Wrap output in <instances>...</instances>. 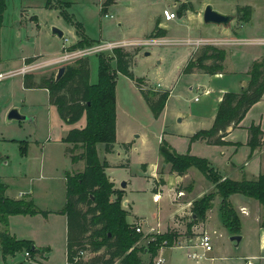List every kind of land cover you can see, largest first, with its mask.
Instances as JSON below:
<instances>
[{
    "label": "rangeland",
    "instance_id": "374dc122",
    "mask_svg": "<svg viewBox=\"0 0 264 264\" xmlns=\"http://www.w3.org/2000/svg\"><path fill=\"white\" fill-rule=\"evenodd\" d=\"M169 1L171 0H109L104 3L105 0H4L5 9L0 19V56L4 61L1 62L2 60H0V73L21 67L24 62L22 63L20 58L33 52L46 56L59 53L63 41L53 37L52 28L64 31V37L68 38L72 43H75L73 41L75 38L74 34L68 31L70 25L74 27L80 25V28L84 29L86 36L93 40L94 44L98 42H114L115 39L121 37L123 33L127 34L128 31H146L148 22H150L149 19L157 12L161 13L162 8ZM222 1L225 5H234V3L252 4L255 8V18L260 23H264V0ZM63 15L69 18L71 24L65 20ZM162 49L161 47L147 48L138 46L136 50L132 48L130 51L131 53L134 52L132 73L136 77L145 79L152 87H155L156 83L164 82L167 71L175 63L174 56L171 54H168L161 64L157 63L159 59H157L156 54ZM144 53H149V56H144ZM88 58L91 65V81L93 82L97 79V58L94 56ZM61 67L48 66L30 74L40 79L48 75H55ZM21 80L22 77L15 76L0 82V182L5 186L13 185L12 182H15L12 188L17 189L20 186L16 181H19V174L24 172L23 174H25L27 180L24 188L27 189L29 187V178L33 179L41 176L40 180L34 179V190L38 194L42 190H47L48 192L39 194L41 198L38 206L48 207L51 204L59 207L60 204L55 205V199L65 198L66 175L82 172L81 165L77 164L74 166L67 160L68 157L65 152L68 144H63L62 139L70 130L81 129L85 125V116L73 125L64 124L60 120L55 107L49 104L48 93L44 90L24 91L21 86ZM116 82L117 91H119L118 99L120 105L127 108L130 116L128 120H135L138 125H142L148 132V142H150L145 145L141 142V139L137 138L138 133L134 134L132 141L136 143L138 149L126 157V160H130L128 167L109 171V175L115 179L118 186H120L121 182H126L127 184L124 195L129 206L128 204L126 206L122 205V196L121 208L127 213V216L131 217L130 221L134 224V227L138 226L141 229L143 237L136 244L137 249H144L138 253L141 262L149 264L148 243L153 239L151 235L172 233L173 231L178 234V237L172 241L171 245L177 248L171 252V260H168L169 253L164 256L161 255L163 264L197 263L198 261L187 258L186 252L188 250L186 249L192 248L191 250H194V242L201 234L207 232L205 231L206 229L211 235L213 251L205 259L199 261L201 264H210V262L226 264L229 261L248 260L247 262H249V260L264 259V250L258 243L259 236L255 230L254 217L252 215L250 217L242 215L243 212L239 209V206L243 205V203L246 205L248 203L249 206L257 203L242 195H237L236 197L238 198H234V207L237 214H241L238 216L242 226L239 236L243 237L241 245L238 247H236L235 243L229 241L230 232L222 226L219 197L214 199L211 212L207 214V219H209L206 220V229L205 227L193 228L190 232H187V229L180 223L189 222L188 216L185 217L187 218L185 221L181 222L184 219L178 220L174 227L173 225H170L169 228L166 227L167 229L162 231L163 233L156 232V230L151 233L147 231L148 226L154 228L156 223L167 224L177 213L176 208L172 204L170 181L168 179L165 180L163 187L158 191L160 195L159 201H154V192H152L154 183L151 178H153L152 164H158V136H160V140L163 138L166 142L169 140H180L175 135L176 132H174V129L178 128V124H176V119L173 118H170L166 123L155 122L152 112L145 101H143L144 99L141 101V93L136 89L137 86L130 79L119 73H117ZM177 84L174 85L173 89L175 93L180 91V87ZM174 100L172 99L171 102H174ZM179 103L186 108L190 104L187 101H179ZM13 108H16L22 116H25L26 120L8 122L7 115ZM125 118L127 120V117ZM21 147H26L28 159L30 161L33 160L35 163L32 166V170L28 163H25L26 155H22ZM79 153V150L75 152V154ZM96 154L98 160L101 161L104 154L103 144L100 143L96 146ZM236 158L233 162L237 164L240 170L237 171L238 175L235 176V180H254L256 177V166L250 162L248 155L243 151ZM113 159L115 160V155L111 157V160ZM6 161H8L9 165L5 164ZM228 162L229 160L226 158L223 161L219 159V162H215L216 166L212 165V167L222 176L224 173L228 174ZM245 162L250 163L245 166ZM143 164H147V166L142 168ZM105 171L104 169V174ZM191 173L194 175L195 180L194 194L199 196L201 188L205 184V179L195 168H191ZM106 178L108 177L106 176ZM108 180L113 184L110 178ZM182 196H184V193L180 194L179 198L183 199L184 197ZM115 199L114 196L111 197V201ZM236 199L238 200L236 201ZM32 202L36 206L35 201L32 200ZM46 204L48 206H45ZM79 207L84 211L83 206ZM259 207L261 208L260 205ZM261 209L264 213V209ZM137 217L143 219V224L136 219ZM261 219L262 217L259 223ZM71 223L72 225L75 224L74 219H72ZM142 226L147 230H143ZM65 230L67 231V217ZM213 231H215L214 234ZM56 235H60L59 231ZM65 245L66 241L64 239L56 238L53 250L49 254L51 258L49 264H67ZM161 245L159 252L167 248L165 247L166 242H162ZM159 252L153 260L154 264H157L155 261L159 258ZM90 257H93V254L86 250L82 258L86 260ZM209 257H213V259ZM34 258L37 259V256H34ZM19 261H23V264H44L42 258L32 262L31 260H24V257L22 260L20 255L16 257L13 263Z\"/></svg>",
    "mask_w": 264,
    "mask_h": 264
},
{
    "label": "trees",
    "instance_id": "16d2710c",
    "mask_svg": "<svg viewBox=\"0 0 264 264\" xmlns=\"http://www.w3.org/2000/svg\"><path fill=\"white\" fill-rule=\"evenodd\" d=\"M109 0H105L107 3ZM189 4L182 3L177 9L178 15L188 9ZM4 0H0V19L4 11ZM237 19L248 23L251 19L250 7H239L236 11ZM69 23L71 21L63 15ZM82 28V27H81ZM80 25L76 26L78 42L71 49L91 46L94 42L88 40L81 33ZM159 30L156 26L149 37H158ZM193 56L182 70L185 74L194 70L208 75H216L222 72V63L225 59L223 50L213 47H203ZM98 82L89 84V60L80 58L72 65L64 66L63 77L56 81L54 75H48L35 81L32 74L23 76V88L42 89L48 93L49 104L54 106L60 120L66 125H73L85 116V125L82 129L70 130L64 139L66 155L72 164L84 162L82 172L74 175L67 174L66 179V203L59 214L67 217L66 263L67 264H143L138 256L144 249H137L136 244L143 235L136 233L133 225L127 224V213L121 208V191L113 189L104 174L108 167L106 161H99L96 154V146L105 145L110 152L115 144V120H116V72L134 82L140 91L147 107L156 119L164 109L169 92L154 91L147 88L144 80L132 74L131 66L133 54L122 48H116L112 53L98 54ZM29 58L26 62L32 61ZM115 61V70L111 68V62ZM249 81L245 89L239 93H225L220 101L218 112L210 129L198 131L189 138L191 143L202 141L213 146L231 145L224 140L229 128L235 129L246 113L264 95V58L254 61L249 69ZM247 146L252 153L264 145L262 132L258 126H251L247 130ZM236 147L240 146L235 145ZM130 144H125V151ZM22 155L26 154V147L20 148ZM79 150V154L75 152ZM159 153L165 163L170 165V171L183 175L189 168H195L211 184L214 192L207 193L191 205L189 223L186 224L187 232L192 226L202 223L206 219L207 212L212 207L213 200L218 196L221 199L220 213L222 226L227 228L232 236L240 235V221L238 215L230 203L233 195H242L258 202L264 208V173L259 174L255 180L234 181L221 177L206 159L190 155L177 154L170 146L163 143ZM6 186L0 182V216L4 223L11 216H31L42 214L32 201L26 199L11 200L4 196ZM91 196L93 199H91ZM115 197L111 201V197ZM79 206L84 207V211ZM72 219L75 224L72 225ZM264 229V216L259 223ZM148 237V236H147ZM152 241L148 243L149 264L157 256L162 242H166L167 248L172 247V241L178 237L176 232L154 234ZM33 243L25 240H16L9 232H0V250L2 261L7 258H15L17 254L27 252L33 262L37 258L48 253V249H32ZM89 250L93 257L84 260L82 254ZM104 251L102 254L101 252ZM34 258V259H33Z\"/></svg>",
    "mask_w": 264,
    "mask_h": 264
},
{
    "label": "crops",
    "instance_id": "0c3cea01",
    "mask_svg": "<svg viewBox=\"0 0 264 264\" xmlns=\"http://www.w3.org/2000/svg\"><path fill=\"white\" fill-rule=\"evenodd\" d=\"M182 3L189 4L191 7L188 6V9L184 10L182 15H178L177 9L182 5ZM208 4L212 5L214 10L232 16L234 20L229 24L228 27H223L221 25L215 26L212 24L204 23V20H202V13L204 8ZM239 7H250L251 20L248 23L241 22L239 19H237L236 11ZM165 8H170L173 11H175L177 14V19L174 21H164L162 17V11ZM162 11L161 13L157 12V14L153 15L149 19L150 22H148V27L146 31L143 30L138 32H136L135 30H133L132 32L128 31L127 34L123 33L121 37L115 39L114 41L123 44L124 50L131 53L130 51L132 50V48L136 50L138 44L141 43L142 40L148 39L149 35L157 26L160 32H159V36L155 38L160 39L164 43L163 45L158 46L163 49L160 52H157L156 54L157 59H159L157 63L161 64L164 61V58L168 54L173 55L175 59V63L172 65V68H170L167 71V76H165L166 78H164V82L156 83L155 87L154 86L152 87L151 84L147 83L145 79L141 78L144 80V84L147 86V88L149 89L151 88L152 90L159 92H169V96L164 105V109L162 113L158 118L156 119L154 118V120L155 122L158 121L161 123L164 122L166 123L170 118L176 119V124H178V128L174 129L175 130L174 132H176L175 135L180 139L176 141L169 140L168 142L164 141L163 138H161L160 140V136H158L157 139L159 146L158 154H157L158 164L157 163L152 164L153 178H151L154 183L152 189V192H154L153 200L156 195H159L158 191H160V189L163 187L165 180L168 179L172 187L171 188L172 204L176 208L177 213L165 225H162L161 223H156L154 228L148 226L147 227L148 230L144 229L142 226L143 230H147L150 233L154 230L160 233L166 230L167 228H169L170 225H173L174 227L176 222L180 219H184L181 220V222L185 221L187 219L185 217L188 216L190 217L191 215L190 209L192 203L203 197L205 194L214 192L215 190L214 189L215 186L211 184L206 178H204L205 184L202 186L200 191L201 193L199 194V196H196V194H194L195 180H194V175H192L191 173V168H189L187 172H185L183 175H178L175 172L170 171V165L165 163L164 159H162L159 153V148L162 142L170 146L179 155H185L189 153L190 155L195 156L197 158L206 159L211 165V167L212 165L216 166L215 162H219V159L223 161L224 158H226L227 160H229V162L227 163L229 170H228V174L224 173L222 174V176L220 175L223 178H230L234 181H238L235 180V176L238 175L237 171H239L240 169H238L237 164L233 161L238 156V154L243 151L246 155H248L250 162H252L253 165L256 166V171H255L256 177L259 174L264 173V145L257 148L252 153L250 152V148L247 146V141H248L247 130L251 126L256 125L260 128L262 132V139L264 140V95L246 113V115L240 121L237 128L235 129L229 128L227 130V135L224 138V140L230 142L231 145L213 146L207 144L205 141L204 142L197 141L193 143L189 141V138L192 135H194L196 132L210 129L213 126L214 118L219 109L218 105L220 104L223 95L225 93L237 94L243 89H245L249 81V76H248V73L250 71L249 69L251 68L253 62L264 58V43H263L264 23H260L255 18V8L253 7L252 4L249 5L245 3L244 4L234 3V5H225L222 0H190V1L171 0L168 3H166L165 7L162 8ZM68 31L74 34L75 39L73 41L75 43H72V41H70V44L72 43L71 45L73 46L79 40L76 27L70 25ZM81 33L88 40L94 42L93 40L89 39L86 36L83 28L81 29ZM53 37L56 38L54 35ZM63 37H64V31H63ZM201 40L209 41L216 45L202 44L201 46L197 47L193 44H189L190 42L195 43ZM207 46L216 48L217 50L220 49L224 51L225 59L222 63V72L216 75H208L198 70H194L193 73L190 74L183 73L182 70L184 69L185 65L190 60V58L193 56L192 54L198 53L201 50V48ZM62 47L63 45H61L59 53H55L54 55L49 54L51 56H46L44 54L33 52L32 54L22 56L20 59L22 63L26 62V60H29V58L33 60L38 59L41 61H47V60L50 61L53 59H57V57L62 51ZM133 53L134 52H132L131 55ZM91 56L97 58V73H98V57L97 55H91ZM0 60H2L1 56H0ZM3 61L4 60H2L1 62ZM115 67H116L115 61L111 62L112 70H115ZM117 73L118 72H116V74ZM89 75H90L89 84L90 85L97 84L98 82L97 74H96L97 75L96 81L93 82L91 81L92 75H91L90 60H89ZM38 80L39 79L37 78L35 79V81ZM132 83L136 86L134 82ZM176 83H178L177 85H179L180 87L179 88L180 91L178 93H175L173 90L174 85ZM21 86L24 91L42 90V89H30V90L24 89L23 77L21 80ZM136 89L138 90L137 87ZM115 91H116V105H115L116 131H115V142H114L115 144H113L110 152H107L105 145L103 144L104 154L102 155V160L106 161L108 164V167L105 169L106 170L105 174L108 178H110L111 182L113 183L114 185L113 189L116 191H121L123 195L122 205L126 206L128 204L129 206V203L125 200V195H124V191L126 187L121 188L120 186H118L116 184L115 179L109 175V171L116 170L118 168L126 169V167H128L130 160H126V157L129 156L130 153L135 152V150L138 149L136 143L132 141V137H134V134L138 133L137 138L141 139V142L143 144L147 145L150 142H148V134H147L148 132L145 130V128L142 125H138V123L135 120L132 119L128 120L130 116L127 112V108H125L123 105H120L118 99L119 91H117V82H116ZM140 99L141 101L143 100L141 94H140ZM172 99L173 100L175 99L174 102H171ZM179 101L182 102L187 101L190 104L189 106H187L188 108H186L183 107V105H181ZM137 102L140 104L139 100H137ZM125 117H127V120H125L126 119ZM125 144H130V148L127 151H125L124 149ZM238 144L240 146L236 147L235 145ZM25 155H26L25 163L27 162L28 166L32 170L33 169L32 166L35 165V163L33 160L30 161L28 159L27 152ZM114 155H115V160L114 159L111 160V157ZM160 157L162 160L160 159ZM67 160L70 162L68 158ZM250 162H245L244 165L245 166L249 165ZM5 164L9 165L8 161H6ZM77 164L81 165V169L83 171L84 162L80 161ZM77 164H72V165L76 166ZM146 166L147 164H143L142 168H145ZM23 173L24 172H21L19 174V178H18L19 181H16V183L19 184L20 187L17 189L16 188L13 189L12 186L14 185L15 182H12L13 185L6 186V191L4 192V196L11 200H20V199H26L27 201L34 200L37 208L40 211L48 212L50 214L47 216H44L42 214H37L34 215L33 217L23 216V215L11 216L6 219V223H4L3 221L4 218L0 216V232L7 231L16 240H25L32 242L33 246L37 249H41V250L48 249L49 250L48 253H44V256L37 258V260L42 258L44 260V264H49L51 260L49 254H51L53 250L54 247L53 245L55 244L56 238L60 237L62 240L64 239L66 241V235H67V231L65 230L66 216L63 214H59V212L62 211L65 207L66 196L65 198L61 197L60 200L55 199L56 200L55 205L60 204L59 207L53 206L51 204L50 206H48L47 204L45 205L48 207H39L38 203H39V199L41 198L39 194L42 192L44 193L48 192L47 190H42L38 194L34 190V186H33L34 179L40 180L41 176L35 177L33 179L29 178L28 179L29 187L25 189L24 187L26 186L27 180L25 174ZM179 193L181 194L184 193V196H182L184 197L183 199L179 198L180 197ZM236 196L237 195H233L230 197V203L233 209H235L234 198H238ZM237 200L238 199H236V201ZM256 203L257 204H250V206L248 203L247 205L243 203V205L239 206V209L242 210L241 211L243 212L242 215L246 217H250L252 215L254 217V225L256 228L255 230L256 232H258V236H259L258 243L260 247L264 250V229L261 228L259 225V220L261 217L264 216V213L262 212L261 209L262 207L260 208L258 202ZM220 206H221V199H220ZM210 212H211V208L207 212V214ZM130 218L131 217L129 215L126 217L127 222L128 224L134 226V224L131 223ZM136 219L141 221V223L143 224L142 218L137 217ZM208 219L206 215L205 221L192 226V229L193 228L199 229L205 227L206 220ZM187 223L182 222L180 224L187 229L186 227ZM240 226H241V222H240ZM58 231L60 234L59 236L56 235ZM205 231H207L210 234V232L207 229ZM214 233L215 231H213V234ZM231 236L232 235L230 234V237ZM242 238L243 237H241V240ZM240 245H241V241L238 246ZM175 248L177 247L164 248L160 252L158 251L159 257L162 258L161 255L164 256L165 254L169 253L168 260H171L172 259L171 252ZM211 252H209L207 255H209ZM18 255H20L23 260L24 257L23 253L17 254V256ZM16 257L15 258L9 257L6 259L4 263L2 261V255L0 250V264L24 263L23 261L13 263ZM209 258L213 259V257H209ZM247 261L248 260L229 261V263L226 264H264V259L249 260V262ZM253 261H255V263H253ZM195 264H201V263L198 261ZM210 264H215V262H210Z\"/></svg>",
    "mask_w": 264,
    "mask_h": 264
},
{
    "label": "built area",
    "instance_id": "2783aa9c",
    "mask_svg": "<svg viewBox=\"0 0 264 264\" xmlns=\"http://www.w3.org/2000/svg\"><path fill=\"white\" fill-rule=\"evenodd\" d=\"M162 17L164 21H174L177 19V14L175 11H173L170 8H165L162 11ZM63 47L62 51L57 57V59H53L50 61H41V60H32L29 62H24L21 67L14 69L12 71L8 72H3L0 73V82L6 80V79H11L12 77L15 76H20L23 77L25 75H29L31 72L37 71V70H42L45 69L48 66H56V67H63L64 65H69L74 63L75 61L79 60L80 58H85L91 55H97L98 54H103L105 52H110L112 53L116 48H123V44L118 43V42H98L97 44H93L91 46H85V47H80L77 49H71L72 45L70 44V41L68 38L63 37ZM264 43V42H263ZM163 41H161L158 38L155 37H149L148 39L143 40L141 43L138 44V46L142 47H158L163 45ZM193 44L197 47L203 45H216L212 42L209 41H198L195 43H189ZM181 193H179L180 195ZM159 195H156L154 197V201H158ZM136 233H141V229L137 226L135 227ZM155 231V230H154ZM152 231V232H154ZM158 232V231H156ZM194 250L186 249L188 250L186 252L187 258H191L195 261H201L206 258L207 254L213 250V244H211V235L206 232L201 234L196 241L194 242ZM199 251H198V250ZM25 260H30V256L27 252L23 253ZM83 256V254L81 255ZM157 264H163V259L162 258H157L155 261Z\"/></svg>",
    "mask_w": 264,
    "mask_h": 264
},
{
    "label": "water",
    "instance_id": "95a60500",
    "mask_svg": "<svg viewBox=\"0 0 264 264\" xmlns=\"http://www.w3.org/2000/svg\"><path fill=\"white\" fill-rule=\"evenodd\" d=\"M202 20H204V23H206V24H212L215 26L221 25L223 27H228L229 24L234 19L230 15H226V14H223L219 11L214 10L212 5L208 4L203 10ZM52 35H54L58 39H62L63 38V31H61L57 28H52ZM144 55L149 56V53H145ZM64 70H65L64 66L57 70L56 74L54 75L56 81L60 80L63 77L62 75L64 73ZM13 120L25 121L26 117L22 116L16 108H13L12 110L9 111V113L7 115V121L12 122ZM120 187L125 188L126 183L122 182L120 184ZM91 199H93L92 196H91ZM124 205H125V203H124ZM229 241H231L232 243H235L236 247H238V245L240 244V241H241V237L239 235H234V236H231L229 238ZM34 248L35 247H33L32 249L34 250Z\"/></svg>",
    "mask_w": 264,
    "mask_h": 264
}]
</instances>
